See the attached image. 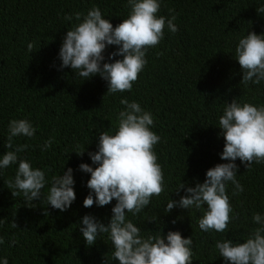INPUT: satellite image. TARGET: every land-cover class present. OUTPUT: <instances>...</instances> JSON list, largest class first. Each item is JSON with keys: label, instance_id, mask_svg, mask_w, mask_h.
I'll return each instance as SVG.
<instances>
[{"label": "trees", "instance_id": "obj_1", "mask_svg": "<svg viewBox=\"0 0 264 264\" xmlns=\"http://www.w3.org/2000/svg\"><path fill=\"white\" fill-rule=\"evenodd\" d=\"M95 6L114 27L130 12L127 0H0V158L27 144L19 159L27 158L34 168L45 170L48 181L41 199L33 201L36 206L28 207L22 193L13 197L7 187L18 162L0 169V218H6L0 227L4 238L0 264L3 258L9 264H104L105 258L109 264H119L111 259L114 249L108 234L88 246L80 231L86 214L109 223L117 201L84 207L91 192L87 186L91 173L79 166H98L89 153L98 151L101 132L118 130L124 97L152 113V130L161 137L155 151L164 172V192L153 196L138 216L128 213V218L144 236L177 230L185 238L191 236L192 264H225L215 242L229 238L245 242L258 226L253 215L264 216V163H253L247 170L237 158V179L244 191L232 195L234 185H227L234 210L227 232L202 231L201 210L176 206L165 213L164 209L169 200L179 201L186 194L185 189L176 192L180 184L194 187L206 179L208 169L229 162L221 159L225 140L219 127L227 103L236 99L264 105V81L241 84L243 71L234 57L241 37L250 31L264 33V13L257 12L264 0H161L157 15L170 18L169 9H174L179 30L171 33L165 27L161 42L147 50V64L132 90L115 94H106L108 83L99 74L84 80L70 66L61 67L63 39L76 23L65 21V15H86ZM30 42L32 52L27 47ZM118 47L105 49L104 62ZM23 118L36 128L35 135L14 137L13 148L7 149L9 122ZM50 137L54 143L45 151L43 145ZM79 151L84 154L78 155ZM68 168L73 169L76 199L60 211L47 205L46 196L51 177L63 175ZM14 220L16 228L11 227Z\"/></svg>", "mask_w": 264, "mask_h": 264}, {"label": "clouds", "instance_id": "obj_2", "mask_svg": "<svg viewBox=\"0 0 264 264\" xmlns=\"http://www.w3.org/2000/svg\"><path fill=\"white\" fill-rule=\"evenodd\" d=\"M127 5L129 15L115 27L110 19L102 15L98 6L91 8L86 15L76 12L74 16L68 14L64 17L65 21L75 19L76 23L63 39L59 51L61 67L70 66L76 76L84 80L99 74L108 83L106 94L130 92L147 64V50L161 42L165 27L171 33L179 30L174 22L177 19L174 9H169L173 13L170 18L157 15L161 0H127ZM257 12L264 13V6L257 8ZM110 45L119 47L110 54L109 62H104L105 49ZM27 47L32 52L34 45L30 42ZM117 56L122 59L113 61ZM234 57L243 71L241 84L247 87L250 82L260 84L264 81V33L250 31L241 37ZM120 104L125 108L118 113V130L115 134L101 132L98 151L89 153L93 164L98 166L88 163L79 166L91 173L87 182L91 192L84 199V207L94 204L105 206L113 199L117 202L112 208L109 223L86 214L80 231L88 246L95 244L101 234H108L114 249L111 259L118 260L119 264H192L191 236L185 238L178 230L169 231L166 235L157 232L144 236L141 228L127 216L128 213L138 216L153 196L164 192V172L155 151L161 137L152 130V113L126 97L120 99ZM219 127L225 140L221 159L229 162L218 163L208 169L206 179L202 183L197 182L194 187L180 184L176 192L185 189L186 194L179 201L169 200L164 211L169 213L176 206L201 210L203 215L198 220L199 228L205 232L224 233L234 218L227 185L229 182L234 185L232 195L244 191L237 179V158L247 170L253 163H264V105L233 99L224 107ZM35 132L36 128L28 119H12L8 125L7 149L13 148L14 137L30 138ZM53 143L54 137L47 139L43 150L51 148ZM27 148V144H20L15 150L4 153L0 158V169L18 162L14 180L7 181V187L12 190L13 197L22 193L27 206L35 207L33 201L41 199L42 189L48 181L45 170L34 168L27 158L19 159L18 153ZM84 151L76 153L82 156ZM74 184L72 168H68L63 175L52 176L46 196L47 205L60 211L67 210L76 199ZM252 220L258 226L245 242H234L230 238L215 242V248L225 264H264V216L257 212ZM5 221L6 218H0V227ZM173 223L176 221L173 220ZM11 227H18L15 220ZM3 243L4 238L0 237V244ZM16 243L14 239L11 242L12 246ZM2 264H9L8 259L3 258ZM104 264H109L107 258Z\"/></svg>", "mask_w": 264, "mask_h": 264}]
</instances>
